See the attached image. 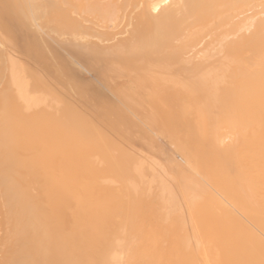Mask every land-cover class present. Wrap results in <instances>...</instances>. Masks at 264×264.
<instances>
[{
	"label": "bare ground",
	"instance_id": "obj_1",
	"mask_svg": "<svg viewBox=\"0 0 264 264\" xmlns=\"http://www.w3.org/2000/svg\"><path fill=\"white\" fill-rule=\"evenodd\" d=\"M15 26L103 64L137 130L74 110ZM0 264H264V0H0Z\"/></svg>",
	"mask_w": 264,
	"mask_h": 264
},
{
	"label": "rangeland",
	"instance_id": "obj_2",
	"mask_svg": "<svg viewBox=\"0 0 264 264\" xmlns=\"http://www.w3.org/2000/svg\"><path fill=\"white\" fill-rule=\"evenodd\" d=\"M14 31H15L14 32V35H15L14 42L15 43H14L13 49L16 52H18L20 55H23L27 59L28 63L33 65L35 69L40 72L45 84H47L51 89H54L59 95L64 97L67 102H70L72 108L75 107L77 111L84 112V114L87 113L88 116H91V118L94 119L97 125V128H101L102 130L108 127L111 124L110 122H113L117 118L118 112H116V110L123 111L124 115L126 116V120H127L126 121L127 126H128L127 128H131L132 130H137L138 127L136 125L137 123H139L140 118L135 117V115H137L135 114L136 111H134L135 113L133 114L131 112H133L134 109L130 110L129 109L130 106L128 104H125V106L124 104H120V102L116 98L117 95H116V92L114 91V88L111 87V81H109V78L111 79L112 76L110 77L109 75L107 76V74L109 73L108 72L106 73L107 70L105 69L103 64H99L97 62H95L94 64V59L90 56V54L86 55V52H87L86 50L83 51L82 47L79 45L66 46L63 42L53 41L55 42V43L52 42L53 46L59 52L57 56H53V58H51L52 57L51 55L44 56L45 58H47L45 60L43 57L36 58V55L34 54V52H32L31 50H28L27 48L28 43L26 39V33L24 32V30L21 28H18V26H15ZM24 40L26 41V44L24 43ZM115 40L116 39H114L113 41L110 40V42H105V43H108V45L109 43L113 44ZM63 46L64 47L66 46V47L64 48ZM79 51L81 52L83 51L85 55H82L84 53L83 52L81 53ZM34 58L39 61H36ZM42 60L44 62H42ZM43 63L46 65H44ZM103 68L105 69V71ZM60 70L61 71L63 70V72H59ZM54 71H56V73ZM59 73L61 74L59 75ZM113 81L115 83V80ZM112 86H114L113 83H112ZM73 91H74V94H73ZM126 105L129 106L128 109ZM87 107L89 109H87ZM108 120H111V121L109 122ZM131 129H129V132L132 131ZM127 130H125L126 134L124 133L125 134V135L123 134L124 136L130 134ZM140 145H141L140 142H138L137 143L138 152H140V154H145L144 150L140 149ZM163 155L166 156L165 153H163ZM162 156L159 157L160 160L159 159L157 160V164L159 165L158 166L159 168H161V166L164 167L166 163L165 161H167V158L165 156L164 157ZM165 158L166 160L164 161ZM162 161L165 163H163Z\"/></svg>",
	"mask_w": 264,
	"mask_h": 264
}]
</instances>
